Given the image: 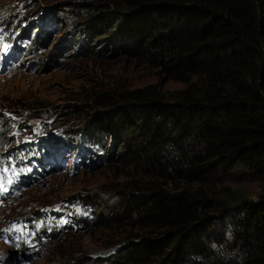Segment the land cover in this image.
<instances>
[{"label": "trees", "instance_id": "trees-1", "mask_svg": "<svg viewBox=\"0 0 264 264\" xmlns=\"http://www.w3.org/2000/svg\"><path fill=\"white\" fill-rule=\"evenodd\" d=\"M59 1L22 56L39 51L67 8L79 54L118 52L181 83L89 87L58 119L64 144H73L70 127L80 129L72 136L82 140V164L102 157L126 167L111 190L116 206L99 216L130 228L108 260L264 264V0ZM0 141L4 154L11 143ZM103 142H118L115 158ZM48 149L32 155L46 162ZM243 182L254 183V197L235 187Z\"/></svg>", "mask_w": 264, "mask_h": 264}, {"label": "rangeland", "instance_id": "rangeland-1", "mask_svg": "<svg viewBox=\"0 0 264 264\" xmlns=\"http://www.w3.org/2000/svg\"><path fill=\"white\" fill-rule=\"evenodd\" d=\"M64 4L0 0V135L11 143L0 154V264H112L108 255L130 228L100 222L99 216L104 218L106 210L116 206L111 190L125 178L126 167L103 162L102 157L98 165L87 159L82 164L83 155L76 158L82 140L72 136L80 129L70 127L68 138L73 144H64L57 139L65 131L58 119L64 110L78 106L77 96L83 89L96 85L138 87L160 82L163 89L181 85L162 80L154 69L118 52L108 59L76 52L70 42L79 36L74 37L73 22H66L67 8L58 10L60 18L54 26L48 25L49 36L39 51L21 56L33 41L40 18ZM13 51L15 58L4 69L8 63L2 58ZM40 140L48 141L36 146ZM48 146L46 162L31 161L32 152H43ZM103 146L102 153L114 147L116 157L118 142L111 146L103 142ZM16 148L28 150L8 156ZM28 162L35 165L34 171H29ZM235 187L254 197V183ZM95 210L98 221L91 224Z\"/></svg>", "mask_w": 264, "mask_h": 264}, {"label": "clouds", "instance_id": "clouds-1", "mask_svg": "<svg viewBox=\"0 0 264 264\" xmlns=\"http://www.w3.org/2000/svg\"><path fill=\"white\" fill-rule=\"evenodd\" d=\"M33 156V155H32ZM31 161H34V163H38L39 161H36L35 160V157L33 156V160H31ZM41 162V161H40ZM28 165H30L31 166V169L29 170L30 172L31 171H34V169H33V167L35 166V165H33L31 162H28L27 163ZM43 165V164H42ZM42 169V168H41Z\"/></svg>", "mask_w": 264, "mask_h": 264}, {"label": "snow or ice", "instance_id": "snow-or-ice-1", "mask_svg": "<svg viewBox=\"0 0 264 264\" xmlns=\"http://www.w3.org/2000/svg\"><path fill=\"white\" fill-rule=\"evenodd\" d=\"M8 46L7 45H5V48H7Z\"/></svg>", "mask_w": 264, "mask_h": 264}]
</instances>
